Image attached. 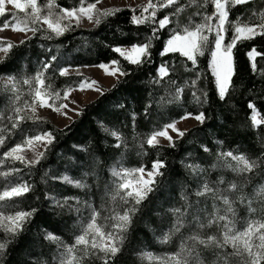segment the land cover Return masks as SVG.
<instances>
[{
    "label": "snow or ice",
    "instance_id": "snow-or-ice-1",
    "mask_svg": "<svg viewBox=\"0 0 264 264\" xmlns=\"http://www.w3.org/2000/svg\"><path fill=\"white\" fill-rule=\"evenodd\" d=\"M99 3L0 0V32L17 34L15 42L0 35V264H264V115L258 110H264V67L260 88L249 89L239 109L250 119L240 117L235 104L225 107L239 48L247 49L243 55L253 72L257 58L264 60V0H148L129 18L135 35L121 32L122 39L105 45L125 63L96 65L115 78L107 93L80 72L90 65H75L80 78L57 89L53 76L73 75V65L60 66L63 53L52 45L85 18L99 26L114 15ZM205 50L207 87L197 71ZM176 53L179 68L167 59ZM142 74H150L154 91L132 96L137 107L130 108L132 92L147 91L132 87ZM74 87L94 90L103 100L93 109L94 121L68 145L60 130L42 128L37 111L59 113L72 133L78 127L74 117L87 115L71 95ZM208 88L221 104L219 115H208L204 107H211ZM157 91L165 93L159 101ZM189 94L200 110L176 112L161 125L162 110L174 103L183 108ZM189 118L197 123L178 127ZM138 127L149 130L140 133ZM129 135L139 139L141 151L166 145L173 162L157 158L150 166H124ZM61 136L64 150L49 161ZM34 170L41 171L43 190L30 182ZM63 185L77 192L57 194ZM52 213L63 229L50 227ZM140 222L151 233L147 246L136 237ZM153 241L160 251L149 250Z\"/></svg>",
    "mask_w": 264,
    "mask_h": 264
},
{
    "label": "trees",
    "instance_id": "trees-1",
    "mask_svg": "<svg viewBox=\"0 0 264 264\" xmlns=\"http://www.w3.org/2000/svg\"><path fill=\"white\" fill-rule=\"evenodd\" d=\"M57 2L62 5L68 6V5H72L74 3V0H57ZM89 2H92V0H89ZM153 2H156V0H153ZM38 3H46V0H38ZM147 3H148V0H146L145 2L135 7L122 6V7L110 8L109 10L114 11V15L106 18V20H102L99 26H94L93 24L87 25V26L80 25V27L76 28L75 31L65 33L64 36L57 38L55 43H53L52 46H53L54 51L57 47H59L60 52L63 53V56L61 57L60 66H65L66 64H71L73 65V67H75V65H90L91 66V65H98L100 61H109L112 59H120L121 63L124 64L125 62L123 61V58L119 57V54L114 53L111 47H106L105 45L108 44L109 42H113L117 38L122 39L120 35L121 32L128 33L134 36L137 26L131 25L129 23V18L131 14H133L134 9L136 10V14H139V11L142 10L140 6L146 5ZM210 8L211 6L209 5V9ZM235 15H239V13L237 12L235 13ZM235 15L230 14V19H235ZM93 33H96L97 35H92ZM143 35H144V32L141 27V36ZM162 39H166V36L162 37ZM225 39L226 41L231 39V29H229V33L226 34ZM239 43L240 42H238V44ZM161 46L162 45H160L159 43H156L154 45V47H157V48ZM37 51H39V49H37ZM246 51L247 49L241 46L239 48V51L237 52L236 69H235V73L233 76L232 85H230L231 99L229 100V105L225 107L235 104L238 110L239 116L250 119V115H251L250 113L246 114L242 111H239V109H240V106L243 100L248 98L249 89L253 87H255L256 89L260 88L258 71L260 67H264V60L257 58V72H253L247 62V58L243 55V53ZM208 57H209V52L205 50L204 56H200L197 62V71L203 72L206 77L202 85L203 87H207V85L210 84L211 82V70L208 68ZM35 59L36 57H33V60ZM161 59L162 58L158 55V53L154 54V62L156 64H159L161 62ZM167 59L169 60V63H172L173 60H175L176 66L178 68L181 67L182 58H179V53L169 54ZM189 67H191L190 64H189ZM149 79H150V74H142L140 75L139 79L136 81V84L132 86L133 88H135L136 86H142L143 88H147V91H142L141 93H137L133 91L132 95L128 97V103L130 105V108L137 107V103L135 100L132 99V96L143 95L147 97L149 96L150 93L154 91V89L149 86V83H148ZM75 80H76V76L74 74L69 77H60L57 72L53 76V83L57 89H60L67 84L73 83V81ZM110 87L104 88L106 93L108 92ZM207 90H208V98L211 103V107L209 108L208 104H205L204 107L208 108V115L213 116L214 113L216 115H219L221 104H218L216 102V98L213 97L212 95L213 89L208 88ZM162 95H165L163 91H157L156 100L159 101ZM184 99H185L184 97H181L182 101ZM101 100H103V97L99 95L97 98L86 103L83 106L86 108L87 115L74 118L76 125L78 127H74L72 130V133L67 132L64 129V126L57 125L49 117L41 116L38 113L37 114L40 116L41 120L44 122L42 124V128L52 129L53 131L60 130L59 132H57V135H59L60 132H63L64 136H68L67 144L71 145V143L74 142V139L78 138L79 135L87 127L90 126V122L94 121V117L97 115V112L94 111L93 109L96 108L97 103H99ZM185 110H191L194 112L200 110V106L197 105L192 100L191 94L187 96V100L184 103L183 108L179 107L175 103L168 104L167 109L162 110L166 112V115L163 119L160 120V124L162 125L163 123L168 122V117L173 116L174 113L176 112L182 113ZM258 110L261 111L262 115H264V110L259 109V108ZM229 115H234V114L229 113ZM81 121H83L82 124H81ZM217 122H219V120ZM148 130H149L148 128H144V127L136 128V131L140 133L147 132ZM130 132H131V128H129V133ZM64 136H61L62 142L60 146L55 148L53 150V154H50L48 156L49 161L56 160L55 154H58L64 150V147H65V144L63 143ZM129 144H130V148L124 160V166L126 167H137L141 164L145 166H150L151 161L157 158L166 159L170 164L173 162L172 151H169L166 145L160 146L157 149H152L146 146L145 149L141 151L139 149V139L137 138L134 141L131 135H129ZM186 146L187 145H185V147ZM0 159H3L2 153H0ZM175 159L178 160L179 157H176ZM5 164H10V162L5 161ZM16 166L20 167L18 162ZM43 167L54 169L55 165H49L45 163ZM4 168H5L4 165H0V170H4ZM25 171L27 170L25 169ZM41 171L34 170L32 172L30 182L32 181L37 182L38 184H40V187L43 190L44 185L40 183ZM25 179H28V177L25 176ZM2 190H3L2 187H0V191ZM55 192L57 194L70 195V194H75L77 190L71 189L70 186L63 185V186L57 187L55 189ZM21 207H23V205H21ZM50 211H51L50 208L48 207L44 208L45 213H48ZM47 220L49 222L50 227L53 229L55 228L63 229L64 228L63 224L60 223L61 218L55 213H52L51 215L47 216ZM136 237L140 241H142L145 246L149 244V238L151 237V233L148 232V229L144 227L143 222H140L137 225ZM153 245L154 246L150 248L149 250L158 251L159 249H161V246L155 245L154 241H153Z\"/></svg>",
    "mask_w": 264,
    "mask_h": 264
},
{
    "label": "rangeland",
    "instance_id": "rangeland-1",
    "mask_svg": "<svg viewBox=\"0 0 264 264\" xmlns=\"http://www.w3.org/2000/svg\"><path fill=\"white\" fill-rule=\"evenodd\" d=\"M146 0H100V3L97 5L98 8H113V7H122V6H132L135 7ZM10 7V6H9ZM92 23L87 22L86 18L81 22V25H91ZM0 35L4 36L7 39L13 40L15 42L16 33H13L10 29H5L3 32H0ZM70 71L74 74L75 67H72ZM80 72L83 73L84 76L88 77L91 80H97L98 86L101 88L110 87L115 83V78L107 76L102 69H99L96 65H91L89 67H81ZM75 75V74H74ZM80 77L76 76V80ZM72 96L77 97L80 100V104L83 107L86 103L94 100L99 95L94 90H84L80 91L78 88L74 87V91L71 93ZM37 113L41 116H46L52 119L57 125L64 126L68 124L69 121L61 117L59 113H54L52 109L42 108L38 109ZM75 118V117H74ZM197 123L194 118H189L187 122L179 121L178 127L181 129L189 126L190 124ZM28 155H31L29 150H26ZM159 249L158 251H160Z\"/></svg>",
    "mask_w": 264,
    "mask_h": 264
}]
</instances>
